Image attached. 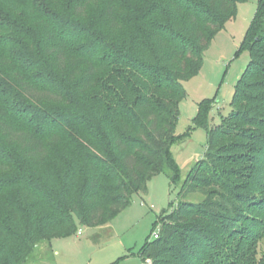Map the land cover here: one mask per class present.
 Wrapping results in <instances>:
<instances>
[{
  "label": "trees",
  "instance_id": "1",
  "mask_svg": "<svg viewBox=\"0 0 264 264\" xmlns=\"http://www.w3.org/2000/svg\"><path fill=\"white\" fill-rule=\"evenodd\" d=\"M239 1L0 0V264L107 226L161 172L179 180L184 81ZM245 45L231 112L143 260L264 264V0ZM216 136L247 143L232 153Z\"/></svg>",
  "mask_w": 264,
  "mask_h": 264
},
{
  "label": "rangeland",
  "instance_id": "2",
  "mask_svg": "<svg viewBox=\"0 0 264 264\" xmlns=\"http://www.w3.org/2000/svg\"><path fill=\"white\" fill-rule=\"evenodd\" d=\"M259 3L260 0L239 1L236 16L218 31L205 51L199 72L184 81L185 96L177 124V134L182 137L172 147L180 168L179 180L174 182L167 172L157 174L148 182L147 190L133 194L131 205L107 226L78 224L82 234L76 229L43 242L28 264H148L141 257L142 247L148 239H154V230L177 207L188 172L204 157L208 131L231 112L236 84L251 59L245 40ZM216 139L217 146H232V153H241L239 146L247 143L236 136ZM242 181L246 183L247 179ZM188 199L201 201L204 196L193 193Z\"/></svg>",
  "mask_w": 264,
  "mask_h": 264
},
{
  "label": "built area",
  "instance_id": "3",
  "mask_svg": "<svg viewBox=\"0 0 264 264\" xmlns=\"http://www.w3.org/2000/svg\"><path fill=\"white\" fill-rule=\"evenodd\" d=\"M82 228H80L79 230H78V234L80 235V234H82ZM153 236H154V238H158L159 236H160V227H159V229L157 230H154V232H153ZM147 261V263L148 264H152V260L151 259H147L146 260Z\"/></svg>",
  "mask_w": 264,
  "mask_h": 264
}]
</instances>
